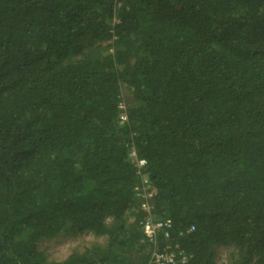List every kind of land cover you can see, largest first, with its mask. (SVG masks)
Returning a JSON list of instances; mask_svg holds the SVG:
<instances>
[{"label":"trees","instance_id":"trees-1","mask_svg":"<svg viewBox=\"0 0 264 264\" xmlns=\"http://www.w3.org/2000/svg\"><path fill=\"white\" fill-rule=\"evenodd\" d=\"M143 174L170 221L156 244ZM87 234L104 242L40 248ZM166 245L264 264V0H0V264H148Z\"/></svg>","mask_w":264,"mask_h":264},{"label":"built area","instance_id":"built-area-1","mask_svg":"<svg viewBox=\"0 0 264 264\" xmlns=\"http://www.w3.org/2000/svg\"><path fill=\"white\" fill-rule=\"evenodd\" d=\"M128 120L127 114L121 113L120 123L124 124ZM130 158L136 159L137 167L139 169L138 174H142V170L146 166V161L137 159L135 151H132L129 155ZM136 196L140 199V210L144 214L140 225L147 240L152 244H156L158 238L163 234L165 237L169 236L168 228L170 227L169 220H160L155 217L154 214V190L150 186V182L147 177L142 175V183L136 189ZM194 231V227L190 230ZM178 247V246H176ZM178 262L186 263L187 256L183 251L176 252L171 245H166L162 251L155 250L152 252L148 264H178Z\"/></svg>","mask_w":264,"mask_h":264},{"label":"rangeland","instance_id":"rangeland-1","mask_svg":"<svg viewBox=\"0 0 264 264\" xmlns=\"http://www.w3.org/2000/svg\"><path fill=\"white\" fill-rule=\"evenodd\" d=\"M123 98L120 102V108L124 113L132 104L131 95L128 89L123 86ZM103 239L95 238L91 234L77 237H61L56 240H51L42 243L41 250L44 251L50 260L65 259L74 248L84 249L95 243H103ZM233 248H220L218 250L217 264H230L232 260Z\"/></svg>","mask_w":264,"mask_h":264}]
</instances>
